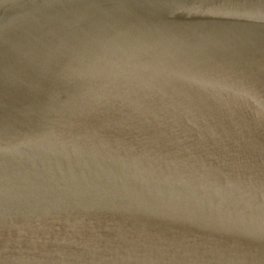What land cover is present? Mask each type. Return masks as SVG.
<instances>
[{"label": "water", "instance_id": "1", "mask_svg": "<svg viewBox=\"0 0 264 264\" xmlns=\"http://www.w3.org/2000/svg\"><path fill=\"white\" fill-rule=\"evenodd\" d=\"M0 264H264V0H0Z\"/></svg>", "mask_w": 264, "mask_h": 264}]
</instances>
